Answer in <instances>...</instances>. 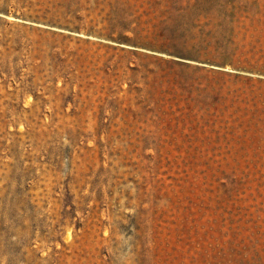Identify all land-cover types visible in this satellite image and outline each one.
I'll use <instances>...</instances> for the list:
<instances>
[{"label": "rangeland", "instance_id": "obj_1", "mask_svg": "<svg viewBox=\"0 0 264 264\" xmlns=\"http://www.w3.org/2000/svg\"><path fill=\"white\" fill-rule=\"evenodd\" d=\"M0 264H264V0H0Z\"/></svg>", "mask_w": 264, "mask_h": 264}]
</instances>
